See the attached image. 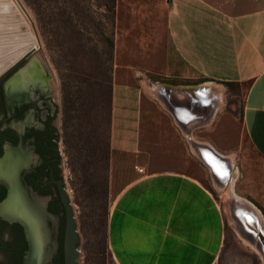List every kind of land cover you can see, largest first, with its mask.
<instances>
[{
    "label": "crops",
    "instance_id": "obj_1",
    "mask_svg": "<svg viewBox=\"0 0 264 264\" xmlns=\"http://www.w3.org/2000/svg\"><path fill=\"white\" fill-rule=\"evenodd\" d=\"M113 44L114 76L172 77L169 87L199 90L209 96V108L216 90H245L242 122L264 160V0H116ZM144 91L131 77L112 89L110 174L121 156L142 173L129 166L128 180L110 202L109 264H264V241L228 235L221 200L204 180L174 169L143 172ZM193 109L201 122L207 108ZM195 124L181 125L187 139L194 138ZM246 201H261L264 221V195Z\"/></svg>",
    "mask_w": 264,
    "mask_h": 264
},
{
    "label": "rangeland",
    "instance_id": "obj_2",
    "mask_svg": "<svg viewBox=\"0 0 264 264\" xmlns=\"http://www.w3.org/2000/svg\"><path fill=\"white\" fill-rule=\"evenodd\" d=\"M30 32L35 53L48 69L61 104L59 142L62 175L73 206L80 235L81 264H109L107 222L110 202L129 178V166L139 172L132 158L121 156L110 174L109 127L114 82L130 77L143 84V143L147 169H174L206 182L221 200L228 235L242 239L230 219L233 195L224 183L217 186L209 169L191 149L190 141L175 120L170 98L190 106L183 90L156 94L157 84L172 86V77L160 75L114 76L111 43L114 41L116 0H7ZM26 11V12H25ZM23 30V29H22ZM21 30V31H22ZM171 78V79H170ZM170 79V80H168ZM73 102L71 133L64 129L63 99ZM215 107L202 111V121L191 129L193 139L212 145L224 157H232L235 176L232 190L244 200L264 195V160L247 139L242 122L245 90H216ZM214 96V95H213ZM169 98V99H170ZM174 100V101H175ZM194 116V115H193ZM195 117V116H194ZM142 173V172H141ZM262 210L261 201L253 202ZM244 241V240H243Z\"/></svg>",
    "mask_w": 264,
    "mask_h": 264
},
{
    "label": "water",
    "instance_id": "obj_3",
    "mask_svg": "<svg viewBox=\"0 0 264 264\" xmlns=\"http://www.w3.org/2000/svg\"><path fill=\"white\" fill-rule=\"evenodd\" d=\"M17 27L26 29L23 24ZM32 53H24L13 63ZM158 87L160 92L173 89L188 92L191 108L174 101L168 93L164 95V100L172 104L170 110L175 120L184 127L178 111L195 112L193 107L198 110L210 107L199 90L162 84ZM56 112L57 105L48 97L7 119L0 94V264H81L80 235L64 187L56 144L58 133L52 126ZM188 140L196 144L192 138ZM210 174L215 180H224L215 171ZM233 200L230 213L238 231L259 243L260 237L249 229L251 225L246 226L238 219V205L246 201L234 193ZM253 207L246 206L252 213L259 211Z\"/></svg>",
    "mask_w": 264,
    "mask_h": 264
},
{
    "label": "flooded vegetation",
    "instance_id": "obj_4",
    "mask_svg": "<svg viewBox=\"0 0 264 264\" xmlns=\"http://www.w3.org/2000/svg\"><path fill=\"white\" fill-rule=\"evenodd\" d=\"M16 17L19 15L10 3L7 0H0V94L5 116L9 119L38 100L51 98L57 105L52 126L58 133L56 144L61 164L59 142L62 107L48 69L35 52L23 57L20 62L13 63L24 53L37 50L27 27L25 26L26 29L22 31L17 27L24 23L21 18L16 19ZM65 191L67 192L66 187Z\"/></svg>",
    "mask_w": 264,
    "mask_h": 264
},
{
    "label": "bare ground",
    "instance_id": "obj_5",
    "mask_svg": "<svg viewBox=\"0 0 264 264\" xmlns=\"http://www.w3.org/2000/svg\"><path fill=\"white\" fill-rule=\"evenodd\" d=\"M184 93H186V92H184ZM186 94H184V95H186ZM195 94L197 95L198 93L196 92ZM201 98L203 101H205L206 99H210L209 96H206V95L204 97H201ZM178 116L185 123L186 127L193 125L196 122H200L198 120L197 114L194 111H190L187 109H182L181 111H178ZM188 138H192L190 134H188ZM194 142L196 144H194L192 142H191V144H192L196 154L201 159V161L206 165V167L210 171H215L217 174L221 175V177H223V179H224L223 181L215 180V182L219 186H223L224 183L227 184L229 187L230 193H232V195H233L232 182H233V179L235 176V171H234V166H233L234 164H232L228 158L221 157L222 155L220 153H217V151H215L211 146L199 144L196 141H194ZM246 206H252L253 207V205L247 201L244 202V204H242V205H238V216H239L238 219L245 222V225L246 224L251 225V226L248 225L249 229L253 230V232H255V234H257V236L262 238L264 241V232H263L264 231V223L261 219V216H259L260 215L259 211H257L256 213H252L250 210H248L246 208ZM232 221L234 222L233 219H232ZM260 221H262V226H260L261 225ZM234 224H235V222H234Z\"/></svg>",
    "mask_w": 264,
    "mask_h": 264
},
{
    "label": "trees",
    "instance_id": "obj_6",
    "mask_svg": "<svg viewBox=\"0 0 264 264\" xmlns=\"http://www.w3.org/2000/svg\"><path fill=\"white\" fill-rule=\"evenodd\" d=\"M113 19H114V14H113ZM113 41L111 43V61L113 59ZM66 88V92H65V95H64V99H63V112H64V129L66 131V135L68 137V146H71V143H70V135L71 133H73V131L71 130V112H72V105H73V102L71 101L70 99V95L67 91V86H64Z\"/></svg>",
    "mask_w": 264,
    "mask_h": 264
},
{
    "label": "built area",
    "instance_id": "obj_7",
    "mask_svg": "<svg viewBox=\"0 0 264 264\" xmlns=\"http://www.w3.org/2000/svg\"><path fill=\"white\" fill-rule=\"evenodd\" d=\"M136 168H137V167H136ZM137 169H138V171H139V172H141V171H142V168H141V167H138Z\"/></svg>",
    "mask_w": 264,
    "mask_h": 264
}]
</instances>
